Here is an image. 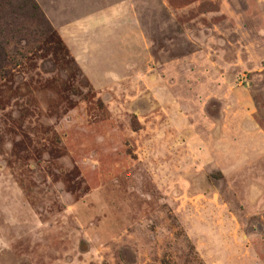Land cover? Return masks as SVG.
<instances>
[{"label": "rangeland", "instance_id": "1", "mask_svg": "<svg viewBox=\"0 0 264 264\" xmlns=\"http://www.w3.org/2000/svg\"><path fill=\"white\" fill-rule=\"evenodd\" d=\"M124 2L0 6V264H264V0Z\"/></svg>", "mask_w": 264, "mask_h": 264}, {"label": "crops", "instance_id": "2", "mask_svg": "<svg viewBox=\"0 0 264 264\" xmlns=\"http://www.w3.org/2000/svg\"><path fill=\"white\" fill-rule=\"evenodd\" d=\"M41 11L43 12L46 19L51 24L52 28L55 30L56 34L59 36L61 41L66 45L75 43L78 44L77 34L74 33L80 27H85L78 25L75 21L76 8L80 6L79 2L83 3L87 10H91L92 0H34ZM126 4V0L124 2ZM125 6V5H124ZM88 27L92 28L93 19L88 16ZM71 23H67V21ZM58 21V22H57ZM100 23V18L96 20ZM86 26V27H87Z\"/></svg>", "mask_w": 264, "mask_h": 264}, {"label": "trees", "instance_id": "3", "mask_svg": "<svg viewBox=\"0 0 264 264\" xmlns=\"http://www.w3.org/2000/svg\"><path fill=\"white\" fill-rule=\"evenodd\" d=\"M3 0L0 2V6H3ZM31 2L34 4V8L39 11L40 17L42 18V25L38 30V33L40 35L44 34L43 29L45 28L48 29L50 32H52L49 23L47 22L46 17L42 13L41 10H39V7L34 3V0H31ZM19 33L18 30L14 28H9V29H0V81L4 80L9 76V71L8 68L12 66V61L13 59L11 58L12 53H15L17 55H20L17 50H12L8 52L6 50L7 47V42H6V37H16V35ZM21 33L18 36V41L20 40Z\"/></svg>", "mask_w": 264, "mask_h": 264}]
</instances>
